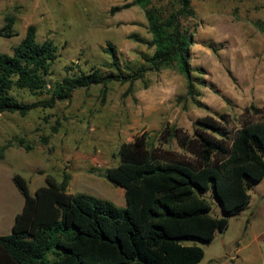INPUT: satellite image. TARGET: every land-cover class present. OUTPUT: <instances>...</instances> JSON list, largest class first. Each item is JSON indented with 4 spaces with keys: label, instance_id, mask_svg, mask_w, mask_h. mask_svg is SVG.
<instances>
[{
    "label": "trees",
    "instance_id": "1",
    "mask_svg": "<svg viewBox=\"0 0 264 264\" xmlns=\"http://www.w3.org/2000/svg\"><path fill=\"white\" fill-rule=\"evenodd\" d=\"M190 1L129 0L109 7V15L132 6L143 11L150 38L134 33L127 38L152 53L141 55L138 65L120 64L114 47L106 44L109 61L101 69L64 76L53 83L48 97L23 103L11 92L46 94L47 77L58 57L56 46L50 40L38 42L35 27L28 25L11 54H0V114L23 117L70 100L74 90L99 86L104 94L113 82L126 83L129 93L147 72L170 67L183 76L185 94L193 100L197 95L189 64L193 40L182 24L183 19L195 18ZM13 24L14 18L4 15L0 37L13 36ZM254 26L264 34V22ZM246 112L250 119L232 131L224 125V117L221 121L205 117L193 123L190 135L174 126L158 133L162 143L173 141L191 161L158 153L145 134L120 144L117 164L102 176L122 189L123 207L67 193L65 174L58 182L46 176L44 185L32 194L26 180L13 174L11 182L22 197V207L9 234L0 235V264H198L203 250L184 242L209 244L223 233L229 218L248 205L253 184L264 176V106L250 104ZM17 146L24 151L31 148L22 139ZM212 203L218 215L212 214Z\"/></svg>",
    "mask_w": 264,
    "mask_h": 264
},
{
    "label": "rangeland",
    "instance_id": "2",
    "mask_svg": "<svg viewBox=\"0 0 264 264\" xmlns=\"http://www.w3.org/2000/svg\"><path fill=\"white\" fill-rule=\"evenodd\" d=\"M128 1L0 0V27L4 15L14 18V35L0 37V54L10 55L25 28L33 25L36 40H50L58 55L47 77L46 94L35 96L15 90L11 95L31 103L48 97L53 83L64 76L79 70L87 72L92 67L101 69L109 61L104 52L106 44L114 47L120 64H140V56L150 55L152 49L127 37L134 33L150 38L143 11L132 6L108 14L109 7ZM190 5L195 18L183 19L182 24L193 40L189 50L197 93L193 100L185 94L183 76L170 67L147 72L132 84L129 93L126 83L113 82L104 94L99 86H91L74 90L70 100L57 102L50 109L37 108L23 117L16 113L0 116V149L8 145L0 150V235L9 234L11 216L20 211L22 202L10 175L22 176L32 194L44 185L46 176L58 182L65 174L69 177L67 193L86 194L123 207L122 189L102 176L106 168L117 164L120 144L145 134L158 153L191 161L190 155L173 141L162 143L158 133L174 126L190 135L193 123L205 117L216 121L224 117V125L232 131L238 123L250 119L246 112L250 104L264 106V34L254 26V22H264V0H191ZM18 139L31 148L24 151L18 147ZM19 150L24 153L16 157ZM263 186L264 181L259 187ZM257 189L250 190L249 195L251 201L257 199L254 203L262 218L264 198L257 197ZM218 211L212 203V214L218 215ZM233 227L234 223L210 244L196 240L184 244L204 251L198 264H226L215 256L228 249L232 252V241L238 235ZM246 254L241 252L242 257ZM235 264L244 262L238 258Z\"/></svg>",
    "mask_w": 264,
    "mask_h": 264
},
{
    "label": "crops",
    "instance_id": "3",
    "mask_svg": "<svg viewBox=\"0 0 264 264\" xmlns=\"http://www.w3.org/2000/svg\"><path fill=\"white\" fill-rule=\"evenodd\" d=\"M1 115L2 114H0V116ZM23 153L24 151L19 150V151H16L14 155L16 157H19L21 156L20 154H23ZM11 176L12 175H10V180H11ZM263 181H264V176L258 183L253 184L251 188V190L254 189L255 192H256L255 188H258L257 197L261 200L264 198V186L263 187H259V186ZM10 190H11L10 193L13 196H15L16 193L13 191V189H10ZM249 197L250 198H249L248 205L242 211H240L237 216L229 218L226 230L223 233H221V234L227 233L231 224L234 223L233 228L235 232L238 231V235H236V237L233 239L234 241H232L234 244L232 252H230L229 249L225 250L222 252L221 255L215 256L216 260L222 259L223 261L225 260L224 262L226 264H235L236 259L242 258V261L244 262V264L245 263L246 264H264V217L261 218V215H259L260 212L258 211L259 208L256 209V206H255L256 203L254 202L257 201V199H255V201L254 200L251 201L252 200L251 196L249 195ZM6 207L8 209L9 206L7 205ZM21 207H22V202H21ZM21 207H20V210H21ZM245 212H247V215H245ZM17 213L13 212L11 216L12 221H13L15 214ZM7 219H8V214H7ZM245 221H247L246 224H245ZM7 224L9 225V223ZM230 242H227L226 244L229 245ZM221 244L224 245L225 244L224 241H221ZM248 249L249 251L247 252ZM242 251L245 254L246 253L248 254L242 257L241 256ZM203 255H204V251H203ZM227 261L230 263H227Z\"/></svg>",
    "mask_w": 264,
    "mask_h": 264
}]
</instances>
